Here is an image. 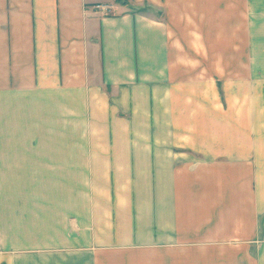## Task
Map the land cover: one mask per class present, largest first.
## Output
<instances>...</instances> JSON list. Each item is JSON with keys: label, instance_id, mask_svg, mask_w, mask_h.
Instances as JSON below:
<instances>
[{"label": "crops", "instance_id": "0c3cea01", "mask_svg": "<svg viewBox=\"0 0 264 264\" xmlns=\"http://www.w3.org/2000/svg\"><path fill=\"white\" fill-rule=\"evenodd\" d=\"M4 176L0 264H264V0H0Z\"/></svg>", "mask_w": 264, "mask_h": 264}, {"label": "rangeland", "instance_id": "374dc122", "mask_svg": "<svg viewBox=\"0 0 264 264\" xmlns=\"http://www.w3.org/2000/svg\"><path fill=\"white\" fill-rule=\"evenodd\" d=\"M227 45L228 43V39L230 37L231 34L227 33ZM230 49H227V59H232L233 55L232 52H230ZM226 59V60H227ZM9 177L8 176H4V178L2 177L1 180V184H8L9 182ZM3 255L8 254V252H1ZM140 255H131L129 257V263L128 264H157V257L155 258L154 253L152 250H145V251H139ZM137 254V253H135ZM5 257V256H4ZM185 256L182 257H177L175 258V260L172 262V264H186V258H184ZM4 264V263H2ZM161 264H170L169 262V258H163V262Z\"/></svg>", "mask_w": 264, "mask_h": 264}, {"label": "built area", "instance_id": "2783aa9c", "mask_svg": "<svg viewBox=\"0 0 264 264\" xmlns=\"http://www.w3.org/2000/svg\"><path fill=\"white\" fill-rule=\"evenodd\" d=\"M94 8H102V9H104V8H106V5H104V4H102V3H97V4H95V6H94Z\"/></svg>", "mask_w": 264, "mask_h": 264}]
</instances>
